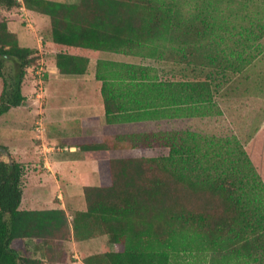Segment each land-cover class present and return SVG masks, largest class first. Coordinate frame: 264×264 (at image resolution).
Listing matches in <instances>:
<instances>
[{
    "label": "trees",
    "instance_id": "16d2710c",
    "mask_svg": "<svg viewBox=\"0 0 264 264\" xmlns=\"http://www.w3.org/2000/svg\"><path fill=\"white\" fill-rule=\"evenodd\" d=\"M252 1L0 0V8L11 12L24 5L48 16L52 41L60 48L159 53L186 66L180 70L184 77L193 75L160 79L147 66L99 60L104 123L116 125L211 116L207 105L219 84L203 69L236 73L246 63L238 45L247 50L250 41L264 38V12L249 14ZM235 30L240 40L234 48L227 42ZM36 54L0 20V118L24 105L23 85ZM89 63L86 56L60 52L55 66L61 76L72 77L86 74ZM94 122L101 124L97 118L83 126ZM124 138L126 147L90 138L74 145L83 152H109L155 141L169 154L101 160L99 185L84 187L86 210L71 221L63 209L21 210L23 167L0 145V264H59L66 260L68 241L97 236H106L114 250L88 256L84 264H169L170 253L192 245L216 255L214 264H264V182L235 136L167 131L118 137ZM27 241L36 243L43 259L20 252L19 243Z\"/></svg>",
    "mask_w": 264,
    "mask_h": 264
},
{
    "label": "rangeland",
    "instance_id": "374dc122",
    "mask_svg": "<svg viewBox=\"0 0 264 264\" xmlns=\"http://www.w3.org/2000/svg\"><path fill=\"white\" fill-rule=\"evenodd\" d=\"M52 1L68 4L79 2V0ZM239 3L236 2L234 5L233 16L238 14ZM256 11L264 12V1H252L249 14H254ZM236 18L238 25L240 15ZM0 20L7 21L11 31L18 35L22 47L37 51L35 63L27 71L23 85V93L26 96L24 105L11 109L0 118V145L14 154L23 167L24 194L21 210H48L58 206V203H61L60 200L63 199L68 214H70V216L67 215L69 221L72 220L75 212L86 210L83 189L87 186L99 185V178L94 180L87 176L80 180L79 176L73 177L78 169L90 171L91 165H79L77 169L75 164L67 163L71 159L83 163L84 160L91 158H99L100 162L112 157L150 156L157 158L169 154L168 149L159 142L153 141L149 147L140 144L141 146L132 148L128 143V148L108 153L83 152L77 149V155L70 158L66 156L67 150L62 147V141L57 142L50 137L56 135L59 130L68 133L74 131L77 138L83 134L80 118L86 114H79L76 111L77 107L69 109L71 93L78 91L77 86H80L82 91L89 81H92L89 74L97 71L99 60L147 66L153 70L152 77L171 80L192 79L193 75L190 72L185 77L180 74V70L186 69V66H180L174 61L167 62L166 57H161L159 53L125 55L60 48L52 41L49 17L29 11L24 5L11 12L0 8ZM233 33L235 36L227 44L235 48L240 37L236 36L237 30ZM227 44L222 45V48L226 49ZM249 46L246 50L238 45L239 51H245L243 58L246 63L236 69V73L230 69L224 71L225 67L219 68L218 66L203 69L204 74L210 72L214 79L213 83L216 80V84H219L213 92L211 102L207 105L213 112L211 116L116 125H107L103 121L102 125L97 126V130L92 132L93 136L90 139H109L111 142L126 147L127 140L124 138L119 141V136L167 131H189L209 137L235 136L248 153L254 168L264 182V38L257 42L250 41ZM235 50L237 51V48ZM60 52L82 55L90 59L87 70L89 73L87 72L85 77L80 78L84 80V83L78 81L76 84H59L50 79L56 74V55ZM237 56H232L231 59L237 60ZM2 90L3 82L0 78V96ZM70 151L76 150L70 149ZM2 159L8 160L7 155L4 154ZM83 174L85 175L84 172ZM30 202L37 204L34 207L26 206ZM89 241H68L64 246L66 260L59 264H84L82 262L84 258L109 251L111 246L108 239L105 240L103 236L98 239L97 243L89 244ZM19 246L21 247L20 252L31 259L44 258L42 253L35 249L34 241L19 243ZM27 248L28 252L25 251ZM214 258L216 255L199 251L192 245L170 253L169 264H214Z\"/></svg>",
    "mask_w": 264,
    "mask_h": 264
},
{
    "label": "crops",
    "instance_id": "0c3cea01",
    "mask_svg": "<svg viewBox=\"0 0 264 264\" xmlns=\"http://www.w3.org/2000/svg\"><path fill=\"white\" fill-rule=\"evenodd\" d=\"M55 70H56V74L53 75L52 77H50V79L54 80V82H58L59 84L60 83H65L68 85L69 84H76L78 81H80L81 83H84V80H80V78L85 77L87 75V74H84L81 76L63 77L59 74L56 67H55ZM89 76L91 77L92 81H89V83L83 88L82 91L80 90L81 89L80 86L79 87L77 86L78 91L76 90L75 92L71 93L72 98L70 99L71 102L69 104V109H70V107H77L78 109L76 111L79 114H81V115H82V113L86 114V116H83L80 118L82 125H83L84 121H88L91 119H97L98 118L99 123H102L104 121L103 102H102V98H101L102 82L98 81L96 79V71L90 72ZM58 94L60 95V93H58ZM67 107L68 106H66V108ZM97 123L98 122H94V124H92V126H83V128H82L83 134L81 136H79V138L76 137V134L74 131L71 133H68V132L63 131V130H59L56 133V135H52L50 138H54L55 141H57V142L62 141V147L67 150L66 156L73 158L77 155L76 152H78L77 151L78 148L76 147V145H74L73 141L76 139H80V138L81 139H87V138H90L91 136H93L92 132H95L97 130L96 127L99 126V125H97ZM89 133H91V134H89ZM74 137H76V138H74ZM70 149L71 150L75 149L76 151L71 152ZM98 152L99 153L100 152H103V153L107 152L108 153V151H98ZM98 162H99V158L98 159L91 158L90 160H84L83 163H79L77 160H72V159H71V161H69L67 163H70V165L75 164L77 166V169H78L79 165H91L90 171H88V170L81 171L78 169V172L74 173L73 177L79 176L78 178L80 180H82L88 176V177H90V179L96 180L97 178H99V176H98ZM59 164H62V163H59ZM83 172L85 173V175L83 174ZM86 179H88V178H86ZM60 202L61 203H58V206H56L54 208H50V209H63L66 211L67 215L70 216V214H68L67 208L65 206L64 199L60 200ZM22 204H23V201H22ZM36 204H37L36 202H30V203H27L26 206L34 207ZM81 211H84V210H81ZM100 238H101V236L100 237L97 236V237H94L92 239H89L90 240L89 244H91V242L97 243L98 239H100ZM103 238L106 240L107 237L103 236ZM113 250H114V248L110 246L109 251H113ZM106 252H108V251H106Z\"/></svg>",
    "mask_w": 264,
    "mask_h": 264
},
{
    "label": "built area",
    "instance_id": "2783aa9c",
    "mask_svg": "<svg viewBox=\"0 0 264 264\" xmlns=\"http://www.w3.org/2000/svg\"><path fill=\"white\" fill-rule=\"evenodd\" d=\"M20 2L22 1V0H19Z\"/></svg>",
    "mask_w": 264,
    "mask_h": 264
}]
</instances>
